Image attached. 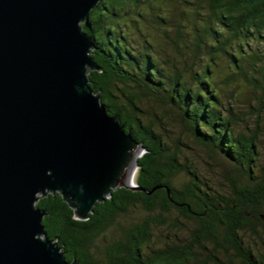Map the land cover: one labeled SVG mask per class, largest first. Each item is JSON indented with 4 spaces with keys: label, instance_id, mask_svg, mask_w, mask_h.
<instances>
[{
    "label": "trees",
    "instance_id": "1",
    "mask_svg": "<svg viewBox=\"0 0 264 264\" xmlns=\"http://www.w3.org/2000/svg\"><path fill=\"white\" fill-rule=\"evenodd\" d=\"M179 2L178 10L176 0H101L82 23L98 65L88 72L90 86L145 148L135 173L143 190H112L85 220L75 218L59 192L40 195L35 205L45 212L46 236L69 261L264 264L238 236L239 230L259 236L255 226L264 229V0ZM245 90L257 100L251 131L239 128L246 113L236 114L231 104ZM170 113L181 134L221 164L228 191L213 187L195 165L182 160L188 144L181 135L169 143L162 114ZM180 173L187 179L177 185ZM138 205L143 219L127 226L117 222L118 215ZM180 218L194 222L189 238L153 248L152 227L166 225L176 234L183 230ZM115 229L121 236L109 239Z\"/></svg>",
    "mask_w": 264,
    "mask_h": 264
},
{
    "label": "water",
    "instance_id": "2",
    "mask_svg": "<svg viewBox=\"0 0 264 264\" xmlns=\"http://www.w3.org/2000/svg\"><path fill=\"white\" fill-rule=\"evenodd\" d=\"M100 1L0 0V264H78L46 236L40 195L59 192L85 220L112 190H143L144 146L89 84L82 23Z\"/></svg>",
    "mask_w": 264,
    "mask_h": 264
},
{
    "label": "rangeland",
    "instance_id": "3",
    "mask_svg": "<svg viewBox=\"0 0 264 264\" xmlns=\"http://www.w3.org/2000/svg\"><path fill=\"white\" fill-rule=\"evenodd\" d=\"M176 6L178 7L177 8L178 10L183 7L182 3L179 2V0H176ZM229 89L230 90L226 91L227 93L224 94L222 97L224 104H227L229 102V99H230L229 91H231L233 88L232 89L229 88ZM231 104L236 114L246 113L245 115H242V117H244L243 120L239 121V125H240V126L238 125L239 128L241 129L244 128L247 130L246 128L247 126V127H251V129L249 130L251 131L255 124V116L250 114V112H251L253 105L254 106L257 105V100L254 99V95L253 93H251V90L243 91V93L239 96V99L236 97L231 100ZM175 119H176V115L174 113L173 114L170 113L169 117L162 114L163 124L167 128L166 133L168 137L166 138L168 139L169 143L173 142L174 137L176 136L178 137V135H181L183 141L186 144H188V146L184 148L185 156L183 157L182 160L183 161L187 160L186 163L195 165L197 167L198 173L202 174L201 176L204 179H206L207 182H209L213 187L215 188L217 187V189H220L222 185L221 190H223L222 188H224L222 193H224L225 191H228L231 186L226 181V179L222 177L223 175L221 172L223 168L221 164H219L218 161L214 163L215 160L208 156L209 151L189 141L185 134H181V128L175 122ZM260 123L263 128L264 121L260 120ZM261 143L264 144V133L261 134ZM261 148H262L261 152L263 153L262 150H264V145ZM261 160H263L262 157H261ZM261 163L262 161L260 162V164ZM135 173H134V181H135V176H136ZM176 179L177 180L175 181V183L177 185H181L187 179V177L185 174L180 173ZM144 215H145V211L138 205V207H132L126 213L118 215L116 220L121 225L127 226L131 222L143 219ZM167 217L169 219L168 215ZM170 217L171 219L175 218L174 213H172V216ZM179 220L182 221L183 230L176 231V234L173 229H170L166 225H156L152 227V230H151L152 242L150 243V245L153 248L162 249L164 247H168V245L172 246V245H176V243H179V242H185V240L189 238L188 231L190 228L194 226V222L191 220L183 219V218H180ZM255 228L259 236H257L255 233L249 232L248 230H245V231L239 230L238 236L242 238V242L245 246H248V244H251V247L253 248V250L256 251L257 254L259 256H262V258L264 259V229L262 225L255 226ZM121 234L122 232L120 229H115L112 231V233H108L109 239L111 237L112 238L117 237V236L119 237L121 236ZM143 251L149 252V250L146 248H144ZM229 252H230L229 254L231 255V257L235 256L234 250L229 249ZM219 254L222 259H225L226 253L221 251ZM188 264H194V263L190 262Z\"/></svg>",
    "mask_w": 264,
    "mask_h": 264
}]
</instances>
